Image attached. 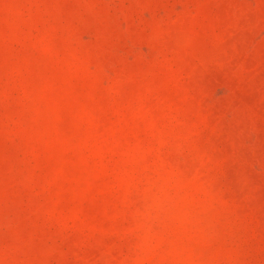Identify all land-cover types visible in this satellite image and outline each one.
I'll use <instances>...</instances> for the list:
<instances>
[{
	"label": "rangeland",
	"instance_id": "obj_1",
	"mask_svg": "<svg viewBox=\"0 0 264 264\" xmlns=\"http://www.w3.org/2000/svg\"><path fill=\"white\" fill-rule=\"evenodd\" d=\"M0 264H264V0H0Z\"/></svg>",
	"mask_w": 264,
	"mask_h": 264
}]
</instances>
